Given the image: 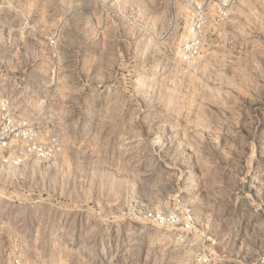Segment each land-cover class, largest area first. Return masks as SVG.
Returning <instances> with one entry per match:
<instances>
[{
	"label": "rangeland",
	"instance_id": "1",
	"mask_svg": "<svg viewBox=\"0 0 264 264\" xmlns=\"http://www.w3.org/2000/svg\"><path fill=\"white\" fill-rule=\"evenodd\" d=\"M5 112L1 264H264V0H0Z\"/></svg>",
	"mask_w": 264,
	"mask_h": 264
},
{
	"label": "built area",
	"instance_id": "2",
	"mask_svg": "<svg viewBox=\"0 0 264 264\" xmlns=\"http://www.w3.org/2000/svg\"><path fill=\"white\" fill-rule=\"evenodd\" d=\"M49 41L50 43L54 42L53 39ZM34 128L35 125L31 121L27 119H15L8 112H5L0 117V148H5L11 140L16 138L28 139L30 132ZM20 155L21 153H16V155L9 158V161L4 157H1V160L3 163L18 167L23 163ZM14 264H19V260H14Z\"/></svg>",
	"mask_w": 264,
	"mask_h": 264
}]
</instances>
